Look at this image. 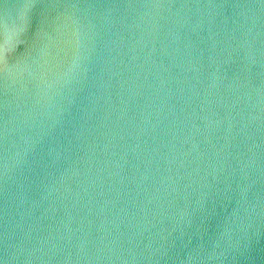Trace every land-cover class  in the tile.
<instances>
[{
    "label": "water",
    "instance_id": "obj_1",
    "mask_svg": "<svg viewBox=\"0 0 264 264\" xmlns=\"http://www.w3.org/2000/svg\"><path fill=\"white\" fill-rule=\"evenodd\" d=\"M0 264H264V0H0Z\"/></svg>",
    "mask_w": 264,
    "mask_h": 264
},
{
    "label": "snow or ice",
    "instance_id": "obj_2",
    "mask_svg": "<svg viewBox=\"0 0 264 264\" xmlns=\"http://www.w3.org/2000/svg\"><path fill=\"white\" fill-rule=\"evenodd\" d=\"M0 56H2V50H0Z\"/></svg>",
    "mask_w": 264,
    "mask_h": 264
}]
</instances>
